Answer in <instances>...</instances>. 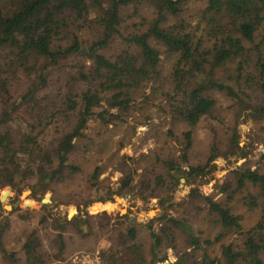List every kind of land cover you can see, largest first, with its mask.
Returning <instances> with one entry per match:
<instances>
[{
    "label": "trees",
    "instance_id": "obj_1",
    "mask_svg": "<svg viewBox=\"0 0 264 264\" xmlns=\"http://www.w3.org/2000/svg\"><path fill=\"white\" fill-rule=\"evenodd\" d=\"M188 2L0 0V187L57 194L83 175L91 195L107 188L100 179L106 165L90 168L87 158L112 125L157 101L172 124L165 142L144 161L117 160L121 188L165 206L182 166L196 175L212 166L207 173L213 175L218 157H245L236 117L252 108L253 118L264 121V0H205L195 27L183 18ZM164 55L174 58L169 75ZM92 122L100 126L97 133ZM203 122L209 140L194 164ZM180 126L186 128L178 134ZM262 160L236 166L219 187L220 198L196 193L202 203L195 218H151L145 223L149 242L142 227L103 224L98 218L107 212L86 211L72 219L42 216L46 231L56 233V254L37 229L22 232L20 248L9 249L4 238L11 219L4 216L0 264H52L64 258V232L102 237L110 225L100 249L105 264H264ZM109 192L95 202L124 194ZM242 208L261 213L251 227L244 226ZM15 209L20 220L32 218L30 210Z\"/></svg>",
    "mask_w": 264,
    "mask_h": 264
},
{
    "label": "rangeland",
    "instance_id": "obj_2",
    "mask_svg": "<svg viewBox=\"0 0 264 264\" xmlns=\"http://www.w3.org/2000/svg\"><path fill=\"white\" fill-rule=\"evenodd\" d=\"M204 1L189 0L185 7L183 18L193 27L198 24L199 13ZM173 62L174 58L163 56V71L165 75L170 74ZM252 111V108L243 109L236 117V126L240 134V145L247 146V155L239 159H236V157H218L213 162L217 167L213 175L207 173L212 166L204 170L201 175H196V172L189 165L182 166L181 168L184 172L178 173L179 184L176 190L170 194L167 205L162 206L156 197L143 199L128 188H121L120 178L122 173L114 165L118 163V159L125 160L128 164H133L132 159L144 161L145 155L151 154L154 149L162 145V142L166 139V132L172 125L169 115L162 110L159 101L156 103L152 102L146 111L140 112L137 110L126 122L118 126L112 125L104 134L103 141L101 140L97 149L91 152L87 158V166L90 168L96 164L106 165L105 173L101 175L100 179L104 180L105 185H108L107 188L99 189L91 195L86 189L83 175L60 185L57 188V194L52 191L44 194L41 192L33 194V190L30 188L18 193L11 187H0V222H3L4 216H8L11 219V228L6 232L4 238L6 245L9 249H19L21 246V233L37 229L46 244V248L56 254L57 247L55 248L54 246L57 242L56 233L52 229L48 230L49 233L46 231L45 226L40 223L42 216L50 213V220H52L55 216L68 218V214L75 210L77 212H74L72 218L79 213H86V211L92 215L102 213V209H92L94 204L113 205V209L105 207V212L108 214L106 218H98V220H102L103 224L110 222L111 225H119L118 223L127 221L132 225L142 227L141 236L148 242L149 232L145 228V223L151 218L163 213L176 216H193L195 218L198 213L197 209L202 203L201 198H198L196 193L212 195L218 199L220 198L218 194L219 187L227 181L231 171L236 166L262 164V156L264 155V121H256L252 116ZM92 125L95 126L94 132L97 133L100 126L95 122H92ZM178 128L179 131L177 133L180 134V130L186 127L180 126ZM195 135L196 144L192 154V162L194 164L203 160V149L209 140L208 124L206 122L201 123ZM117 152L118 154L114 157ZM140 176L141 170L136 173L135 183L138 182ZM8 188L12 191L8 198L2 202L1 196ZM27 190H30L31 193L26 197H22V193ZM109 191H119L124 194L115 195L114 198H110L106 202H95L99 193H105L107 197L110 194ZM118 197L120 200H117ZM43 198H50L51 202L42 203ZM54 198L57 200H54ZM89 200L90 202L87 203ZM58 202H63V204H57ZM29 203H33V205L28 206L27 204ZM6 205H11L12 209H7ZM17 207L23 210H30L32 218L26 221L20 220L18 211L15 209ZM150 211H154V214L150 215ZM239 211L245 216L243 223L247 228L254 225L261 216L258 211L249 212L243 208L239 209ZM160 221L157 220L155 225ZM197 224L201 225V223ZM111 225L109 231L102 237L101 234L96 237V235L87 236L71 231L64 232L66 234L64 258L52 264H76L73 261L77 256H89V260L86 261L87 264H105L100 257V249L102 241L110 237L112 232ZM214 251L215 253L219 252V245L215 247ZM168 256V261H173L176 257L173 251H169ZM82 259L85 260V258Z\"/></svg>",
    "mask_w": 264,
    "mask_h": 264
},
{
    "label": "water",
    "instance_id": "obj_3",
    "mask_svg": "<svg viewBox=\"0 0 264 264\" xmlns=\"http://www.w3.org/2000/svg\"><path fill=\"white\" fill-rule=\"evenodd\" d=\"M11 189L10 188H8L7 190H6V192L1 196V201L2 202H4L7 198H8V195L11 193ZM31 193V191L30 190H27V191H24L23 193H22V197H26V196H28L29 194ZM45 200H48V201H45ZM47 202H51V199L50 198H43L42 199V203H47ZM28 206H32L33 205V203H29V204H27ZM95 207V205H93L92 206V208H94ZM6 208L7 209H12V206L11 205H6ZM112 209H113V207H112ZM93 210H95V209H93ZM106 209H102V211H105ZM123 211V210H122ZM73 212V214H74V212H77L76 210L75 211H72ZM72 212H70L69 214H68V218H72V216L73 215H71V213ZM149 214L151 215V211L149 212Z\"/></svg>",
    "mask_w": 264,
    "mask_h": 264
},
{
    "label": "bare ground",
    "instance_id": "obj_4",
    "mask_svg": "<svg viewBox=\"0 0 264 264\" xmlns=\"http://www.w3.org/2000/svg\"><path fill=\"white\" fill-rule=\"evenodd\" d=\"M117 200H120V198L118 197ZM45 201H48V200H45ZM94 205H95V207L92 209H95V210L106 209L105 207L111 209L113 207V205H111V204H94ZM152 214H154V211H151V215ZM71 215H73V212L71 213Z\"/></svg>",
    "mask_w": 264,
    "mask_h": 264
},
{
    "label": "built area",
    "instance_id": "obj_5",
    "mask_svg": "<svg viewBox=\"0 0 264 264\" xmlns=\"http://www.w3.org/2000/svg\"><path fill=\"white\" fill-rule=\"evenodd\" d=\"M89 257V256H88ZM88 257H79V256H77L75 259H74V261L73 262H75L76 264H87V262L86 261H88L89 260V258ZM82 258H85V260L84 259H82ZM81 262V263H80Z\"/></svg>",
    "mask_w": 264,
    "mask_h": 264
}]
</instances>
